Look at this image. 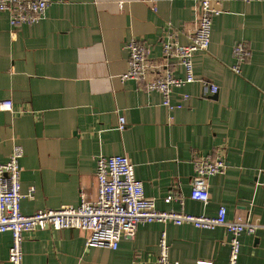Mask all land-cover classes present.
I'll use <instances>...</instances> for the list:
<instances>
[{"label": "crops", "instance_id": "1", "mask_svg": "<svg viewBox=\"0 0 264 264\" xmlns=\"http://www.w3.org/2000/svg\"><path fill=\"white\" fill-rule=\"evenodd\" d=\"M210 46L193 57L197 79L174 88L173 111L158 90L123 79L129 67L127 41L149 47L146 80L170 68L184 77L163 43L171 32L188 44L199 20V0H52L43 18L11 35L10 16L0 11V161L16 143L21 158L22 211L78 206L97 196V158L126 154L159 210L259 222L241 235L239 264H264V0H212ZM249 44L241 72L232 70L233 46ZM219 86L209 91L208 82ZM183 94L189 98L183 100ZM216 94V95H215ZM126 117L120 130L119 117ZM225 148L227 166L208 178L210 198H191L193 157ZM34 186L33 197L27 196ZM171 196V199L167 198ZM166 232L174 264L200 259L228 264L231 234L225 226L202 229L192 223L141 222L134 238L117 249L87 246L81 229H36L24 236L25 264H157ZM10 232H0V264H10Z\"/></svg>", "mask_w": 264, "mask_h": 264}, {"label": "built area", "instance_id": "2", "mask_svg": "<svg viewBox=\"0 0 264 264\" xmlns=\"http://www.w3.org/2000/svg\"><path fill=\"white\" fill-rule=\"evenodd\" d=\"M154 8L156 9V1ZM247 2L250 0H246ZM52 0H0V11L10 16L11 35L17 36V28L22 24H34L43 18ZM199 20L196 31L188 44L176 41L177 32L173 31L169 39L163 43V53L168 60L175 58L185 69V76H175L168 68L164 76L146 80V59L149 47L145 41L132 37L127 41L129 51V67L122 78L145 82V89L158 90L162 94V104L169 110L182 108L183 101L174 103L172 92L174 88L193 82L194 55L206 50L211 43L213 19L221 13V8L212 4V0H199ZM235 62L232 70L241 72L242 62L252 53L249 44L239 41L233 46ZM209 91L217 93L219 86L208 82ZM189 94H183V100ZM13 100L0 101V108L12 110ZM126 117H119L118 128L124 129ZM24 148L16 143L9 158L0 161V232H10L12 244L9 250L10 264H25L23 242L27 231L36 229H81L89 232L87 246H108L117 249L122 238H134L141 222L172 221L175 224L192 223L202 229H214L225 226L231 234L228 264H239L241 253V235L244 232L256 233L263 225L238 215L233 219L227 217V209L221 206L215 216L193 214L183 211L159 210L155 200L145 195L144 182L135 172V165L126 154L105 155L97 158V196L92 200L83 199L78 206L39 209L31 214L22 211L21 175L23 168L21 158ZM194 176L192 178L191 198L208 202L210 198L208 178L224 172L227 166L225 148H215L207 154H196L193 157ZM35 187L29 189L27 196L33 197ZM171 199V196L167 198ZM157 264H174L169 257V245L166 242V232L161 233ZM196 264H213L209 260L200 259Z\"/></svg>", "mask_w": 264, "mask_h": 264}, {"label": "water", "instance_id": "3", "mask_svg": "<svg viewBox=\"0 0 264 264\" xmlns=\"http://www.w3.org/2000/svg\"><path fill=\"white\" fill-rule=\"evenodd\" d=\"M216 95V94H215Z\"/></svg>", "mask_w": 264, "mask_h": 264}]
</instances>
